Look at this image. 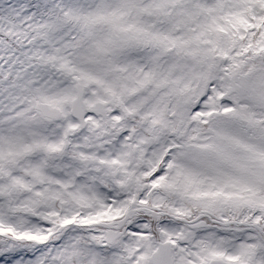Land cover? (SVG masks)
Segmentation results:
<instances>
[{"label":"snow or ice","instance_id":"6c2138e0","mask_svg":"<svg viewBox=\"0 0 264 264\" xmlns=\"http://www.w3.org/2000/svg\"><path fill=\"white\" fill-rule=\"evenodd\" d=\"M0 264H264V0H0Z\"/></svg>","mask_w":264,"mask_h":264}]
</instances>
